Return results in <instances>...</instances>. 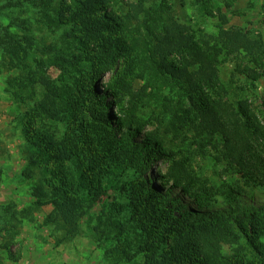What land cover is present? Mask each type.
I'll return each instance as SVG.
<instances>
[{
    "label": "rangeland",
    "instance_id": "obj_1",
    "mask_svg": "<svg viewBox=\"0 0 264 264\" xmlns=\"http://www.w3.org/2000/svg\"><path fill=\"white\" fill-rule=\"evenodd\" d=\"M79 8L77 0H0V264H151L138 245L130 252L137 253L131 262L121 253V238H134L128 221L133 204L171 217L190 210L218 214L264 208V188L223 159L222 142L197 135L194 107L164 74L155 49L170 19L196 35L237 28L264 42V0H107L93 18L79 17ZM91 20H113L115 29L102 33L120 50L110 65L96 55L94 43L90 59L75 47L82 36L80 22ZM165 59L169 65L181 61L178 55ZM242 60L222 56L223 91L205 95L233 108L248 102L264 126V77L253 86L236 74ZM91 70L99 74L94 84ZM53 99L59 114L42 109ZM132 106L143 126L134 140L148 144V137L156 138L165 149L163 156L155 151L146 166L106 159L112 142L106 129L119 136L116 120ZM105 116L108 126L101 122ZM63 147L71 159H53ZM254 150L263 153L264 140ZM181 161L183 185L201 204L175 185L171 168ZM138 189L143 193L134 200ZM63 202L70 220L75 217V232L62 221ZM108 217L126 226L122 237L108 231ZM173 238L165 234L154 240L161 244L158 254L172 250ZM220 251L223 259L239 264L261 261L243 239L239 245L223 244Z\"/></svg>",
    "mask_w": 264,
    "mask_h": 264
},
{
    "label": "trees",
    "instance_id": "obj_2",
    "mask_svg": "<svg viewBox=\"0 0 264 264\" xmlns=\"http://www.w3.org/2000/svg\"><path fill=\"white\" fill-rule=\"evenodd\" d=\"M77 2L80 7L79 17L87 18L95 17L100 7L107 4V0H77ZM110 21L108 23H103L102 20L80 22L83 27L82 36L76 38L77 46L75 45L77 49L83 50L81 51L83 55L90 59L92 58L90 45L94 43L96 55L105 62L104 65H110L120 57L119 48L109 39L102 37L104 31L115 29L113 20ZM166 23L155 45L160 56L159 65L167 78L183 90L194 107L197 135L209 140H220L224 150L223 159L247 180L264 188V152L257 153L254 150V144L264 140V126L261 125L248 102H238L233 108L221 98L212 99L205 95L206 90L223 91V85L218 77V64L222 56L243 58L242 62L236 65L235 71L251 85L254 86L264 77L262 38L242 32L237 28L224 29L222 27L218 28L216 36L196 35L189 33L187 27L172 19ZM174 55L180 56V63L178 65L167 64L165 57ZM245 59L247 62L244 61ZM98 75L97 72L91 70L88 78L94 84L98 80ZM49 97L50 95H47V98ZM42 109L45 112L60 113L59 105L54 99L45 102ZM135 114L136 106H132L124 119L117 118L116 122L120 127L119 136L116 137L113 134L115 130L106 129L107 133L112 136V142L107 150L109 154L107 160L112 159L126 167H136L139 164L146 166L150 163V158L155 151H158L161 156L165 155L162 141L156 138L148 137V144L134 140L143 127ZM106 119L107 116L101 119V122L108 126L109 121ZM153 143H155L154 147L151 145ZM35 146L40 149L41 153L44 152L41 145L36 143ZM58 158L59 160H70L71 153L63 147L61 156L53 159ZM32 159L31 157L30 165L34 166ZM171 174L175 177L176 187L181 186L183 194L201 204L199 197L183 185V178L186 175L183 161L174 162ZM140 193H143L142 189L136 190L132 193V198L138 200ZM64 194L65 202L68 204L70 198L67 193L64 192ZM64 205L65 203L59 207L60 214L63 215L62 221H66L67 225L72 227V232H75V217L72 216L73 219L70 220L69 213L63 209ZM132 209L133 212H130L128 221L134 238L129 239L125 235L120 240L123 248L122 256L128 262L136 257L137 253L131 255L130 252L138 245V251L145 253V259L151 264H217L219 261H224L223 264H239L223 259L220 248L228 243L239 245L240 240L243 239L246 246L259 256L260 264H264V244L259 242L260 238H264V208L220 210L218 214L190 210L177 217H171L170 212L142 209L135 204ZM161 213H165V216ZM107 220L109 232H122V237L127 231L126 226L116 217H108ZM234 227L235 232L232 231ZM165 234L174 237L173 248L170 252L162 249V254H158L161 244H155L154 240L157 237L163 238Z\"/></svg>",
    "mask_w": 264,
    "mask_h": 264
}]
</instances>
